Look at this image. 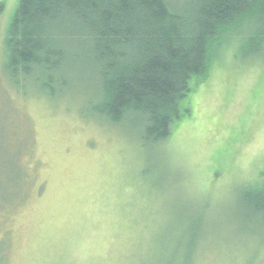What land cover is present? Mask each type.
I'll use <instances>...</instances> for the list:
<instances>
[{"label":"rangeland","instance_id":"374dc122","mask_svg":"<svg viewBox=\"0 0 264 264\" xmlns=\"http://www.w3.org/2000/svg\"><path fill=\"white\" fill-rule=\"evenodd\" d=\"M16 3L0 0V264H264L235 202L264 180L262 61L237 43L215 51L189 82V115L144 147L139 117L90 114L98 83L83 61L53 97L9 81Z\"/></svg>","mask_w":264,"mask_h":264},{"label":"trees","instance_id":"16d2710c","mask_svg":"<svg viewBox=\"0 0 264 264\" xmlns=\"http://www.w3.org/2000/svg\"><path fill=\"white\" fill-rule=\"evenodd\" d=\"M236 43L240 59L264 65V0H17L2 68L53 97L83 61L98 83L90 114L139 117L140 142L153 148L189 115L191 78ZM235 202L264 244V180L239 184Z\"/></svg>","mask_w":264,"mask_h":264}]
</instances>
